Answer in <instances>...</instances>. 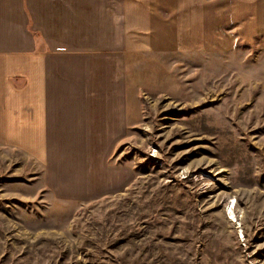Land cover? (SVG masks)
Segmentation results:
<instances>
[{"label": "rangeland", "instance_id": "obj_1", "mask_svg": "<svg viewBox=\"0 0 264 264\" xmlns=\"http://www.w3.org/2000/svg\"><path fill=\"white\" fill-rule=\"evenodd\" d=\"M129 66L121 191L58 198L0 143V264H264V36Z\"/></svg>", "mask_w": 264, "mask_h": 264}, {"label": "crops", "instance_id": "obj_2", "mask_svg": "<svg viewBox=\"0 0 264 264\" xmlns=\"http://www.w3.org/2000/svg\"><path fill=\"white\" fill-rule=\"evenodd\" d=\"M264 36V0H0V143L58 198L124 189L130 57L230 51Z\"/></svg>", "mask_w": 264, "mask_h": 264}, {"label": "bare ground", "instance_id": "obj_3", "mask_svg": "<svg viewBox=\"0 0 264 264\" xmlns=\"http://www.w3.org/2000/svg\"><path fill=\"white\" fill-rule=\"evenodd\" d=\"M228 208H229V211H230V214H232L233 218L235 217V213L234 211L232 210L233 209V202H231L229 205H228Z\"/></svg>", "mask_w": 264, "mask_h": 264}]
</instances>
